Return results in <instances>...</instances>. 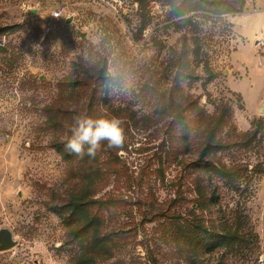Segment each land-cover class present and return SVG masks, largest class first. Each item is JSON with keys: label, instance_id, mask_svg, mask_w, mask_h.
<instances>
[{"label": "rangeland", "instance_id": "1", "mask_svg": "<svg viewBox=\"0 0 264 264\" xmlns=\"http://www.w3.org/2000/svg\"><path fill=\"white\" fill-rule=\"evenodd\" d=\"M57 10L67 27L46 34ZM0 31V264H264V0H143L124 18L0 0ZM76 108L120 117L123 146L65 160ZM86 191L75 237L54 207Z\"/></svg>", "mask_w": 264, "mask_h": 264}, {"label": "trees", "instance_id": "2", "mask_svg": "<svg viewBox=\"0 0 264 264\" xmlns=\"http://www.w3.org/2000/svg\"><path fill=\"white\" fill-rule=\"evenodd\" d=\"M137 2L139 4V10L138 11H140L141 4H142L143 0H137ZM232 10H235L238 13L242 12L241 9L238 10L236 8L228 9L227 12H231ZM1 33L2 32L0 31V34ZM95 96H96V92H95ZM183 99L184 98H182V100L179 101V104L174 103V106L181 107L180 102L183 101V103L188 104V107H184L185 111L190 109L191 107L193 109H196V110H198V108H200L198 103L196 104L193 101L187 102L186 99H184V100ZM80 115L91 116V110L88 108L86 110L81 109V108H76L72 111H69V110L63 111L62 118H63V120H65V122L61 126V130H62V133L66 135V139L64 140V142H61V143L59 142V143L55 144V150L65 160H68V161H75L76 159H78V160L84 159L86 162L87 161L92 162L95 159H98L99 157H101L102 154L107 152L108 146H105L104 142H102L101 147L97 150L95 156H88L87 154H85L83 157H80V156H77L75 153L68 151L65 148V144H66L67 140L70 139L71 135H72L71 128L74 126V118L77 116H80ZM210 126H211V124L209 123V121L203 119L202 128L204 129V131L202 132V134H203L202 138L205 141V145H204L202 151L199 153L198 163L200 164L199 168L204 169L206 173H211V172L215 171L213 163L207 159V157L210 154V150L212 148V143L215 141L214 133H212L210 135V134L205 132L209 129ZM86 149H87V146L85 147V151H86ZM104 149H106V151H104ZM93 166H96L95 169L98 172H100V170L98 168L99 167L98 161H95L91 167L87 168V170L93 169ZM86 193H87V191L84 193V195H70L69 194L68 195L69 199L66 201L67 203L63 204L62 206L54 207V210H55L56 214L60 217L63 225L65 227H67L68 229H70L71 235L75 236V237L80 236L82 231L84 230L85 227L78 229L77 225H78L80 219L84 216V214H86L85 212H87V211L85 209L89 205L92 204L91 202L87 201V196H86L87 194ZM100 217L94 216V220L99 223L100 219H101Z\"/></svg>", "mask_w": 264, "mask_h": 264}, {"label": "clouds", "instance_id": "3", "mask_svg": "<svg viewBox=\"0 0 264 264\" xmlns=\"http://www.w3.org/2000/svg\"><path fill=\"white\" fill-rule=\"evenodd\" d=\"M71 133L65 148L80 157L85 154L95 156L102 142L106 141L110 148H120L125 141L123 121L116 115L95 118L85 115L77 116L74 118Z\"/></svg>", "mask_w": 264, "mask_h": 264}, {"label": "built area", "instance_id": "4", "mask_svg": "<svg viewBox=\"0 0 264 264\" xmlns=\"http://www.w3.org/2000/svg\"><path fill=\"white\" fill-rule=\"evenodd\" d=\"M97 5L108 9L119 18L129 16L139 10L137 0H93ZM44 31L46 34L55 31H62L67 27V20L62 10L52 12L44 21Z\"/></svg>", "mask_w": 264, "mask_h": 264}, {"label": "water", "instance_id": "5", "mask_svg": "<svg viewBox=\"0 0 264 264\" xmlns=\"http://www.w3.org/2000/svg\"><path fill=\"white\" fill-rule=\"evenodd\" d=\"M13 244L12 236L8 231L0 233V251L7 247H11Z\"/></svg>", "mask_w": 264, "mask_h": 264}]
</instances>
